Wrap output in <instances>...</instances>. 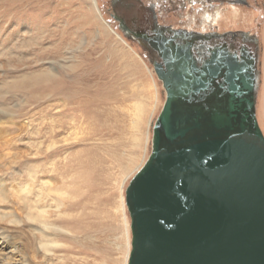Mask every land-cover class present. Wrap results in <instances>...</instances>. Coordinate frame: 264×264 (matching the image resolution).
Listing matches in <instances>:
<instances>
[{
  "label": "rangeland",
  "instance_id": "1",
  "mask_svg": "<svg viewBox=\"0 0 264 264\" xmlns=\"http://www.w3.org/2000/svg\"><path fill=\"white\" fill-rule=\"evenodd\" d=\"M5 1V46L0 52V192L6 196L0 194V226L6 234L0 232V264H116L115 259L122 256L119 239H109L104 229L80 233L73 225L76 208L73 206L72 211L70 206L81 199L73 194L70 197L78 151L118 146L123 161H127L123 162L126 171L119 177L114 175L113 180L118 178L126 195V188L152 152L153 126L166 100V90L143 44L121 28V18L115 19V0ZM144 1L155 4L164 26L220 33L241 30L257 38L256 116L264 132V0ZM90 8L97 12V21L91 19ZM105 23L111 27H102ZM77 71L85 76L81 78L79 73L81 80L75 78L74 82L85 89L81 90L83 95L66 99L73 101L67 114H60L63 101L54 96L55 90L47 88L48 78L33 95L24 90L25 80L31 77L42 82L46 72L64 79L71 73L76 77ZM150 71L160 82L159 90L150 87ZM157 93L156 102L161 103L155 111L150 109L146 120L147 146H142V155L138 151L137 159L134 157L136 166L127 169L131 159L124 155L137 152L129 124L137 115L138 105L149 104ZM83 99V110L89 115L95 107L102 112L112 101H125L121 131L106 136L93 128L100 124L95 125L91 118L81 123L83 111L76 101ZM60 119L67 120L64 129L56 125ZM61 145L66 146L61 149ZM103 178H107L104 173Z\"/></svg>",
  "mask_w": 264,
  "mask_h": 264
},
{
  "label": "water",
  "instance_id": "2",
  "mask_svg": "<svg viewBox=\"0 0 264 264\" xmlns=\"http://www.w3.org/2000/svg\"><path fill=\"white\" fill-rule=\"evenodd\" d=\"M134 3L149 9L141 0ZM120 18L121 28L133 29L153 48L167 93L153 128L152 152L127 188L133 218L129 264H264L257 38L241 30L149 31L128 9ZM224 37L235 41L232 49ZM198 191L211 202L204 210L192 196ZM197 216L209 217L207 237L189 229ZM219 220L226 223L220 230Z\"/></svg>",
  "mask_w": 264,
  "mask_h": 264
},
{
  "label": "bare ground",
  "instance_id": "3",
  "mask_svg": "<svg viewBox=\"0 0 264 264\" xmlns=\"http://www.w3.org/2000/svg\"><path fill=\"white\" fill-rule=\"evenodd\" d=\"M132 1L137 2V0H129V3H131ZM94 2H95V0H94ZM6 7H7V2L5 0H0V52L3 50V48L5 46V44L3 43L4 42V23L3 22L5 20V15L7 12ZM130 8H133V7H130ZM93 9L90 10L91 19H93L94 21H97V12L95 11V9L94 10ZM128 10L130 11V9H128ZM146 16H147V13L140 14V15H138V17L134 13V17L137 20H142V19L146 20L145 19ZM105 24L106 25H103L102 27H104L106 29H108V27H111L108 23H105ZM153 27L156 29H161L160 27H163V26H160L156 23L155 25L152 26V30H153ZM123 28H125V27H123ZM103 32L106 33L109 31L104 30ZM129 32H132L133 35L135 34L132 29H129ZM153 32H155V31H153ZM164 33L166 34V32H164ZM207 33H209V32H207ZM225 33L227 34V32H222V33H220V35H223ZM118 36L120 38H122L120 35H118ZM224 39L229 43L230 49H232L233 46L231 45V43H235V41L231 37H224ZM242 45L244 46L243 42H242ZM138 57H139L138 60L141 61L142 64L146 65L147 68L150 69L147 62L141 56H138ZM155 69H156V65H155ZM256 69H257V67H256ZM150 72L152 75V79L150 80V83L152 85L150 87H152V88L155 87L154 90L155 89L159 90V83L160 82L155 77V74H153L152 71H150ZM156 72H157V70H156ZM76 73H77L76 77H73V75H72L73 73H71V74H69V77H67V78L63 77L64 79L61 78L62 79L61 80L60 79L61 75L58 76L55 73L46 72V73H43L44 79L42 82L39 79H34V77H31L28 80H25V82H24L25 89L24 90L29 91L33 95L35 93L34 91L40 86V84H42L48 78L49 79V83H48L49 86L47 85V88L49 89V91L53 92V90H55L54 96H58V97L62 98L61 101H63L62 104L64 106L61 107L60 114H62V113L67 114L68 107L71 104H73V103H71L73 101L68 102L67 100L75 97L76 94L83 95L81 93L83 91H81V90L85 89L84 86L82 89L77 83L75 84V82L81 80L82 76H85L84 72L77 71ZM76 73H74V74H76ZM79 73H80L81 78L78 77ZM64 74H67V71L64 72ZM157 75H158V73H157ZM158 77H159V75H158ZM75 78H77L76 79L77 81H75ZM84 78L85 77H83V79ZM114 79H116V78L114 77ZM147 80L148 81H146V83L149 82V79H147ZM62 83H64V86L67 88H64V86L62 87L61 86ZM73 84H75V86ZM67 85H70V88ZM62 88L67 89V90H63ZM71 88H74L73 94H70L71 92L69 90H71ZM164 88H165V86H164ZM59 91H61V92H59ZM129 91H130V89H129ZM61 95H63V96L61 97ZM166 95H167V93H166ZM131 96H133V91L131 92ZM154 97L155 98H152L153 100H151L150 103L147 105L139 104L136 117L134 118V120H131V122L129 121L130 122L129 127H132L133 136H135L133 139V145L136 144L137 152H133L134 150H131V151L127 152L128 156L124 155L125 159L126 158L131 159V163H129V161H128L127 169H129L131 165H134L130 168L131 170L136 166L135 164L137 161L136 159L138 157L137 156L138 151H140V153L142 155L144 153L141 150L142 146H147V141L149 140V135H148V133L145 134L146 120L150 114L149 113L151 111L150 109H153V111H155L156 107L161 103V100H158L156 102V100H157L156 98L158 97V93L156 95H154ZM127 98L129 99V97H127ZM64 99H65V101H64ZM84 100L85 99H83L81 102L76 101L77 108H79V110L83 111V114L80 116V119L82 120L81 123L85 122L87 120V118H91V121L94 122L95 125L100 124V127H98V128L93 127V128L95 130H97V132H99V133L101 131V133H103V135H106V136H109L111 134L116 135L117 131L118 132L121 131V128L119 127V122H120V118L122 116H124L123 113H125L124 109H122V105L125 104L124 103L125 101L122 103H119V104H116L117 100L112 101L110 108L105 107L102 112L99 110V108L97 109L95 107L93 110H90V113L92 111V114L89 115V114H87L86 111L83 110L86 107L85 103H83ZM256 101H257V90H256ZM117 103H118V101H117ZM164 104H165V102H164ZM150 106H151V108H150ZM65 108H67V109H65ZM70 108H72V107H70ZM95 112H97V113H95ZM256 115H257V113H256ZM57 119H58V117H57ZM66 123H67L66 119L65 120L60 119L56 125H57V127L59 126L58 128L61 127L64 129V126L66 125ZM61 124H63V126ZM68 127H67V129H68ZM153 128H154V126H153ZM97 132H95L96 135H97ZM118 136L119 135H117V137H115V138H117V141L119 138ZM147 138H148V140H147ZM83 142L84 141H78V143H81V144ZM114 142L115 141H112L111 144H114ZM65 146L66 145H61L60 147H61V149H63V147H65ZM117 147L118 146H116V145L115 146L112 145L111 147L107 146L104 148L102 147V149H101V148H98L96 146H92V148H90V150H92L91 152L88 151L89 149H85V148L84 149L81 148L78 151L79 154L77 156V162H76L78 168H77V171L73 174L75 183L73 182L74 185L72 188H74V191L71 190L70 197H72L71 194H73V195H76V198H79L78 196H80L81 199L76 200V202H73L72 206H70V210L73 209L72 211H74V208H76L75 210L78 214H76V212L74 214L75 222L73 225L77 228V230L80 233L83 231L84 232H93V231L96 232L99 229H104V230H106V236L109 237V239H110V237H113L114 239L115 238L119 239V241L121 242V246H119L120 248H118V250L121 251L122 256H118L115 259V263L116 264H129L130 257H131V251L133 248V243H132V241H133V230H131L132 238L130 235V229L132 228L131 225H132L133 218H132L131 212L129 211L128 204H127V188L128 187L126 188V195H125V193L123 192V189L121 188L120 182L118 184V178L114 179L115 181L113 180V178L115 177L114 175H116V176L118 175L117 177H119L120 175L123 174V172L126 171V169H124L123 157H122L121 152H120L121 149H119ZM99 149H101V150H99ZM97 151L99 154L97 153ZM129 156H131V157H129ZM134 157L136 159H134ZM126 162H124V163H126ZM119 166L121 167V170L119 169L120 172L118 174L116 170L118 169ZM81 171H84V172L81 173ZM103 173L105 174V177H107V178H103ZM76 187H78V188L76 189ZM87 187L89 189H87ZM114 188H117V191L119 192V194L117 191L115 192ZM98 192H99V194L97 195ZM4 193L5 192H0V194L3 198H5L3 196V195H5ZM183 196H185V194H183ZM192 196L195 200H200L201 203L197 202V205H200L199 208L201 210H204L206 205L211 204L209 198H207V196H205L203 194H200L199 191L197 194H193ZM91 205H92V207H94L93 209H91L92 208ZM194 205L195 204H193V203H188L189 207L194 206ZM73 206H74V208H73ZM87 209H89V210H87ZM210 211H213V210L210 208ZM128 212H130V215H131V222L129 219V213ZM91 216H93V217H91ZM197 218H198L197 223H195V222L191 223L192 228L190 227L189 229H192L193 232H195V233H198V234L200 233V235H203V237H207L209 234V228L207 227V225L205 223H206V221L209 220V217L208 216H206V217L197 216ZM225 224L226 223H224L223 220L217 221V225H219L218 229L220 230V228H221L220 225L224 226ZM0 228L2 229V231L0 230V232L2 234H6L5 228H2L1 226H0ZM201 228H202V230H200ZM219 230H217V231H219ZM95 232H94V234H95ZM178 232H184V231L182 230V231H178ZM108 253L110 255H113L112 252L110 253V251H108Z\"/></svg>",
  "mask_w": 264,
  "mask_h": 264
},
{
  "label": "flooded vegetation",
  "instance_id": "4",
  "mask_svg": "<svg viewBox=\"0 0 264 264\" xmlns=\"http://www.w3.org/2000/svg\"><path fill=\"white\" fill-rule=\"evenodd\" d=\"M138 1V0H137ZM142 3L144 4L143 7H149V9L147 8V11L145 10H140L137 8V5H135L134 1H132L131 3H129V0H115V12L117 13V16L120 18V16L122 15L123 12H125V9H128L130 7H133L130 11H132V14H133V18L134 17V13L135 15L138 17V15L140 14H143V13H147V16L145 17V21H146V30H149L151 31L152 30V26L155 25V20L152 18V12L154 11L152 9V7L154 8L155 7V4H152V5H149L147 4L144 0H141ZM235 1V0H234ZM141 7V6H140ZM134 8H137V9H134ZM153 11H152V10ZM155 14L153 16H155L156 20H157V24L161 23L160 22V18H159V15L157 14V10L155 9ZM151 16V17H149ZM140 18V17H139ZM124 23V22H123ZM161 26H164L163 24H161ZM125 27V26H124ZM126 28V27H125ZM151 28V29H150ZM133 30V29H132ZM126 31L128 32V34H131L132 37L134 39H137L139 40L142 44H143V47L145 48L146 50V54L149 56V60L151 61H154L155 59H157L156 57V53L153 52V48L149 45V43L147 41H145L143 38H140L138 36H136L135 34L133 35L132 32H129V29L126 28ZM146 33V32H145ZM166 34H169V33H166ZM130 35V36H131ZM170 35V34H169ZM242 43V42H241ZM236 43H231V45L234 47ZM258 47V46H257ZM257 51V49H256ZM257 54V53H256ZM155 66V64H154Z\"/></svg>",
  "mask_w": 264,
  "mask_h": 264
},
{
  "label": "clouds",
  "instance_id": "5",
  "mask_svg": "<svg viewBox=\"0 0 264 264\" xmlns=\"http://www.w3.org/2000/svg\"><path fill=\"white\" fill-rule=\"evenodd\" d=\"M117 15V14H116ZM193 203V202H192ZM194 204V203H193Z\"/></svg>",
  "mask_w": 264,
  "mask_h": 264
}]
</instances>
